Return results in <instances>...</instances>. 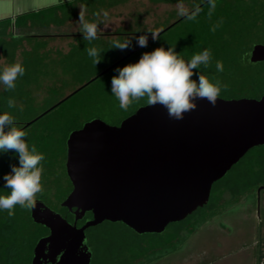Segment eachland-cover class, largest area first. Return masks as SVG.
<instances>
[{"label":"water","instance_id":"obj_1","mask_svg":"<svg viewBox=\"0 0 264 264\" xmlns=\"http://www.w3.org/2000/svg\"><path fill=\"white\" fill-rule=\"evenodd\" d=\"M250 61H264L263 44L253 47ZM195 103L196 109L181 120L170 118L160 105L148 104L119 126L94 119L73 131L66 162L73 190L62 207L73 212L75 224L37 200L32 219L50 234L36 244L32 264H90L86 230L104 222H121L140 235L163 233L169 224L206 206L214 183L251 149L264 146V96L218 97L214 106L206 99ZM263 189L257 192L259 207ZM88 212L93 218L78 228L76 222Z\"/></svg>","mask_w":264,"mask_h":264},{"label":"rangeland","instance_id":"obj_2","mask_svg":"<svg viewBox=\"0 0 264 264\" xmlns=\"http://www.w3.org/2000/svg\"><path fill=\"white\" fill-rule=\"evenodd\" d=\"M57 1L50 3V6L56 4ZM80 1L84 4L83 7L77 6V0H70L62 7V17L64 18L73 16L76 12L72 20L73 30H69L72 33L78 31L76 27L80 26L78 23L80 14L87 20V11L94 9V14L100 15L105 21V14L100 13L101 5L103 3L110 5L119 0ZM204 1L179 0L177 2L158 1V3L143 1L125 5L117 11V14L119 19L124 22V27L127 30L121 32L122 34L117 37L98 38L91 43L85 41L83 36L75 38L73 42L69 38H61L60 41L59 39L50 41V47L46 48L47 53L40 51V41H33L35 47L31 51L20 54L19 59L23 60L22 65L25 67L26 73L17 80L15 90L5 91L3 85H0V114L10 113L16 118L19 126L35 121L37 117L75 91L80 85L86 84L107 70L138 46L135 42L129 49L121 51L111 48L114 40L123 41L132 38V41H136L134 37L140 36V31L146 32L145 29L162 31L181 16L179 15L181 7L187 13L194 6V3L200 4ZM50 6L48 7L51 8ZM94 17L98 19L97 16ZM55 19H58V16L57 12L53 11L51 13L45 12L40 20L47 24L55 21ZM188 22L190 19L186 20V23ZM132 27L136 31H128ZM79 28L81 31V26ZM48 29L51 30L52 28ZM186 29L185 22L180 23L146 50L141 51L129 62L117 68L136 63L143 53L151 52L158 47L165 49L174 47V50L180 53L183 51L182 45L183 47L185 45L184 43L179 45L180 41L177 38H181V41L184 42ZM39 31L41 34L45 32L42 28ZM132 34L137 35L132 36ZM1 36L2 34H0V42L4 40ZM71 46L72 50L69 54L68 51ZM93 46L102 52V59L96 66L85 51L86 47ZM30 48L26 47V49ZM58 57L59 59H57ZM52 59H55L53 60L55 64L60 65V70H55L58 73L56 77L60 84H53V80L47 79L52 70H50L51 64H46V61L51 62ZM7 65L9 63L6 59H0V70ZM116 74L118 75L115 69L107 73L95 82L94 86L88 88L85 93L91 92L99 83L108 84ZM204 75L207 78L209 76L208 74ZM79 96L81 95L75 97V101H71L70 104L77 103L80 99ZM9 98L16 100L17 106L15 108H8L7 100ZM107 100L112 103L114 101L112 97ZM137 104V101H134L128 108H133ZM20 105H23V111L20 110ZM118 107H120L119 102ZM105 108L111 113L109 106H105ZM127 110L122 109L119 113L115 112V115L121 116L120 114H124ZM76 111L71 110L69 104H66L24 130L27 133L26 141L29 146L35 144L37 150L44 149L51 161L50 165L41 163L44 168L42 174L44 196L40 195L41 193L37 196L45 197L44 199L51 203L52 207L55 206L59 209V196L63 191L67 192L68 187L65 185L67 181L59 172L61 171L60 164L64 161L65 155L62 149L63 145L58 142L62 137L60 132L66 119L76 118L81 114ZM101 116L106 122L112 118L105 110ZM49 138H52L50 146L44 148V142H48ZM253 152L255 150L250 151L249 155ZM9 158L10 160L13 159V165L19 166L18 155L14 151L0 153V164L1 161L8 162ZM236 170H231L225 178L216 184V187L228 186L232 189L237 185L239 177L242 180H247V177H243L240 173L235 174ZM211 196L212 201H209L205 210L203 208L202 211L197 214L194 213L195 215L192 214L186 219L187 223L184 229L179 228L177 224H171L165 232L159 234L160 236L143 237L120 224L103 223L94 227L88 231V234L92 238L94 255H97L96 264H132L134 260H136V264H257L256 251L260 239L258 238L259 228L262 222L260 219L264 220V190L261 193L260 207L258 206L257 192L254 191H250L240 198H235L227 189L215 191ZM262 238L264 252V230H262Z\"/></svg>","mask_w":264,"mask_h":264},{"label":"trees","instance_id":"obj_3","mask_svg":"<svg viewBox=\"0 0 264 264\" xmlns=\"http://www.w3.org/2000/svg\"><path fill=\"white\" fill-rule=\"evenodd\" d=\"M157 1L177 2L179 0ZM213 3L215 4L214 9L212 8ZM58 8L59 6H56L36 13H27L21 15L17 17L15 24L20 26L26 24L28 21H39L41 19V16L45 14V12L51 13ZM199 9L200 11L195 20H190V22L186 23V20L188 19L186 17L173 26L174 28L180 23L185 22V29L188 28L185 30L186 35L184 37V42L181 41V38H177V40L180 41L179 43L177 42L179 45L182 43H184L185 45V47H183V45L181 47L183 51H181L180 53L178 51H175L176 53L180 54V56L185 61L190 60V58L194 54H198L205 49H210L212 52V60L209 67L205 68L204 66H201L199 69H194L193 71L196 74L192 77V79L198 81L197 77L199 73H201L203 75L208 74V79L213 83H215L216 81H220L221 91L218 97L224 99L262 98L264 96V61L253 63L250 61V57L251 51L255 45H264V0H209ZM210 11L212 14L209 18L208 13ZM221 19H223V24L213 33L211 31L212 26L219 22ZM153 43H155V41L150 40L148 41L147 47L136 48L130 56L117 63L96 80L92 82H89V80L87 82L88 84H84V87H82L83 85H80L77 89H79L80 87L82 88L78 92L71 95L59 105V107H62L66 104H69L71 110L74 109L78 111H76L77 113H81L76 118H71L69 120L66 119V121L64 122V127H62L61 129L60 134H62V137L60 138V141L58 143L63 145L62 149L64 150V155L66 153L65 141L67 137L73 131L81 129L84 124L89 121H92L94 119L103 120L101 114L103 115L104 110L109 113V117H112L108 120V122H104L109 125H120L124 119L133 115L138 110V108L148 105L146 98L141 99L140 101H137L138 104L135 107L130 109L128 108L127 112H125L124 114H120L121 116H116L115 112L119 113L122 109L118 107V99L111 93V79L108 84L105 85L99 83L95 86V89L91 90V92H85L88 91V88H91L92 85L94 86V83L104 75L110 73L117 67L129 62L131 58L136 56L141 51L146 50ZM217 61H221L223 63V71H217ZM78 95L81 96L78 97L80 99L77 98V103L75 102L73 104H70L71 101H73L74 98ZM110 97L113 98V103L107 100ZM105 106L110 107L109 110L111 111V113L106 109L107 107L105 108ZM57 107L58 106H56L52 111L45 114L44 117L54 112ZM38 120L33 121L32 124H34ZM52 138H49L47 140L48 142H44V148H48L50 146ZM253 150H255V152L249 155V152ZM38 151L45 156V159L41 161V163H43V165H50L51 161L49 157H47L44 149H40ZM250 151L231 169H237L235 174L240 173L243 177H247V180H242V178L240 179L239 177L237 185H235V188L232 187V189L228 186L216 187V184H218V182L220 181L219 180L214 183L211 195L215 191H225V189H227L230 190L235 198H240L242 195L247 194L250 191L258 192V189L260 187H264V146L253 148ZM12 163L14 164V161L13 159L10 160V158L8 162L1 161L0 195L8 194L10 191L9 189L4 187L5 181L3 180V176L10 173V167L11 165H13ZM61 164L63 163L61 162ZM59 172L63 175V177H67L64 164L61 165V171ZM229 172L227 173V175L229 174ZM42 182H44L43 179L41 180V183ZM67 185L69 186L68 191H63L64 193L61 191L62 194L61 196H59V207L62 206L61 202L66 199V195L71 189V185L69 182ZM40 195L44 196V193L42 192ZM42 196H37V198L43 199L48 205H50L51 203H48L44 199L45 197ZM211 197L212 196H210V200ZM203 208L205 210L207 206H204ZM203 208H199L194 213L197 214L198 212L202 211ZM55 209L60 210L62 208L60 207L59 209L58 207H55ZM87 217H92V214L88 213ZM186 219L181 222L172 224H177L179 228L184 229V226L187 223ZM260 220L262 222L259 228L260 234L258 238L260 239L257 243L256 263L264 264V252L262 248V230H264V220ZM105 223H110L111 225L120 224L136 233L121 222ZM93 228L94 227H91L89 230ZM47 233L48 230L46 227L33 221L30 214V209L21 208L18 205L15 208V215L13 217H9L6 210H0V264H31L33 251L36 244ZM141 236L156 237L160 235L143 234ZM90 239L92 241L91 237ZM96 257L97 255H94L93 264H96ZM135 262L136 260H134L132 264H136Z\"/></svg>","mask_w":264,"mask_h":264},{"label":"clouds","instance_id":"obj_4","mask_svg":"<svg viewBox=\"0 0 264 264\" xmlns=\"http://www.w3.org/2000/svg\"><path fill=\"white\" fill-rule=\"evenodd\" d=\"M215 8V4H212ZM200 9L197 8L190 15L181 7L179 15L195 20ZM211 11L208 13L211 17ZM105 15H107L105 13ZM78 23L81 26L83 39L91 43L97 40L98 25L85 20L80 14ZM223 24V19L214 24L211 31L214 33ZM153 41L160 38L159 30H150ZM139 47H147L148 35L134 37ZM132 38L123 41L114 40L112 47L121 51L129 49ZM87 55L92 58L96 66L101 61V50L86 47ZM212 52L205 49L194 54L190 60L185 61L174 47L165 49L158 47L151 52H145L136 63H130L115 71L118 75L111 78V93L118 99L121 109L127 110L134 102L146 98L151 106L160 105L167 110L170 118L181 120L184 114L196 109L197 99H206L213 106L221 91L220 81L211 82L205 75L199 73L198 81L192 77L196 74L194 69L201 66L209 67ZM217 71H223V63L216 62ZM26 73L20 62L5 66L0 70V85L5 91H14L16 82ZM226 87V86H225ZM8 108H15L17 102L14 98L7 100ZM23 111V105H20ZM7 129V131H6ZM27 133L18 125L16 118L8 112L0 114V153L14 151L19 158V166L11 165V171L3 176L4 187L9 193L0 195V210H6L9 217L15 215L16 206L25 209H34L37 195L43 192L41 183L44 168L41 161L45 156L37 150L35 144L29 146L26 141Z\"/></svg>","mask_w":264,"mask_h":264},{"label":"crops","instance_id":"obj_5","mask_svg":"<svg viewBox=\"0 0 264 264\" xmlns=\"http://www.w3.org/2000/svg\"><path fill=\"white\" fill-rule=\"evenodd\" d=\"M53 1L55 0H0V34H2L1 37H3L4 39L3 41L0 42L1 60L6 59L9 65L16 62L22 63L23 60L19 59V57L21 56L20 54L24 53L25 51H31L35 47V43L33 41H40L41 43L40 51L42 50L46 52L47 51L46 48L50 47L49 46L50 41H56L58 39L60 41L61 38H67V39L69 38L71 42H73L75 41V38H78L79 36H83L82 33H80V28H79L80 26L76 27L78 31H75L73 33L69 31L73 28L72 26H74L72 20L76 12L74 13L73 16H68L66 18L62 17V7L70 0H58L56 4L50 6V3H53ZM77 1H78L77 6L80 7L84 6V4L80 0ZM143 1L158 3L157 0H119L110 5L103 3L100 8V13L107 14L105 15L106 16L105 21L102 20V17L100 15L98 16L94 14V9L92 11L86 10L87 11L86 17H88L87 21L99 25L97 31V35L99 38L117 37L122 34L121 32L127 30L124 27V22H122L119 19L118 17L119 15L117 14L118 13L117 11L122 9L125 5H129L134 2H143ZM48 6L50 7L59 6V8L55 10L58 16V19H55V21H51L50 23L48 22L47 24L44 21L42 22L41 20L35 22L28 21L26 24L20 26L15 24L17 17L27 13H36L42 11L45 7L49 8ZM94 16H97L98 19H96ZM40 28H42V30L45 32L41 34V32L39 31ZM48 28L50 29L52 28V29L49 30ZM133 28L134 27H132L128 31H136V29ZM145 30L146 32L140 31L141 33L140 35L150 36L148 33L150 29H145ZM134 35L137 34H132V36ZM32 39H36V40H32ZM135 42L136 41H132V44L134 45ZM72 45L74 44L72 43ZM26 47L27 48L31 47V48L26 49ZM138 47L139 46L134 47V49ZM71 50H72V46L68 51L69 54L71 53ZM57 59H59V57ZM53 60L55 59H52L51 62L46 61V64L49 63L51 64L50 70H52V73L51 72L49 73L47 79L53 80V84H60V81L57 80L56 77L58 73L55 72V70L57 69L60 70L59 67L60 65L58 66L57 63L55 64Z\"/></svg>","mask_w":264,"mask_h":264},{"label":"flooded vegetation","instance_id":"obj_6","mask_svg":"<svg viewBox=\"0 0 264 264\" xmlns=\"http://www.w3.org/2000/svg\"><path fill=\"white\" fill-rule=\"evenodd\" d=\"M207 1H209V0H205L204 2H202V3H200V4H195L194 3V6L187 12V14H191L193 11H195L197 8H201ZM187 17V15H185V16H180L179 18H177L175 21H173L168 27H166L164 30H162V31H160V33L162 32V34L160 35V38H162L163 37V35L164 34H166L171 28H173V26L176 24V23H178V22H180V21H182L183 19H185ZM149 41L150 40H152V38H151V33H149ZM159 38V39H160ZM159 39H157V40H159ZM157 40H155V42L157 41ZM133 51H135V49L133 50ZM132 51V52H133ZM132 52H130V53H132ZM129 53H127V55H128ZM125 57V56H124ZM74 92V91H73ZM72 92V93H73ZM71 94V93H70ZM69 94V95H70ZM68 95V96H69ZM68 96H66V97H64L63 99H61L59 102H61L62 100H64L65 98H67ZM69 98V97H68ZM58 102V103H59ZM58 103H56V104H58ZM55 104V105H56ZM54 105V106H55ZM53 107V106H52ZM51 107V108H52ZM58 107H59V105H58ZM57 107V108H58ZM56 108V109H57ZM60 108V107H59ZM49 110V109H48ZM52 111V110H51ZM45 113V112H44ZM41 116V115H40ZM39 116V117H40ZM44 116H42V117H40L39 119H41V118H43ZM38 118V117H37ZM35 119V120H38V119ZM112 126H119V125H112ZM21 127H22V130H25L26 128H28V127H30V126H28L27 127V124H24V125H21ZM83 128V127H82ZM79 130V129H78ZM70 136V135H69ZM69 136L67 137V139H66V141H65V144H66V153H65V159H64V161H62V163L65 165V172H66V176L67 177H63V175L61 174V176L63 177V179H65L66 181H67V184H68V182L70 183V185H71V189L69 190V192L67 193V197L69 196V194L71 193V191L73 190V185H72V183H71V181H70V179H69V177H68V174H67V170H66V162H67V142H68V138H69ZM63 164H61V165H63ZM66 183H65V185H67ZM67 187H69L68 185H67ZM262 193V192H261ZM261 193H260V198H261ZM66 197V198H67ZM37 200H41V201H43L48 207H50L52 210H54V211H56V212H58L59 214H61L69 223H71V224H75V218H76V216L73 214V212H71V211H69V209L68 208H66V207H62V206H60L62 209H60V210H58V209H55V208H53V207H51L50 205H48L43 199H41V198H36ZM62 205V204H61ZM73 210H75V209H73ZM88 213H90V212H88ZM88 213H86V215H85V217L82 219V220H78L77 222H76V225H77V227L78 228H81L85 223H86V221L87 220H91L92 218H93V214H92V217H87V215H88ZM30 214H31V209H30ZM32 217V216H31ZM105 223V222H104ZM90 229V228H89ZM89 229L88 230H86V240H85V244H86V246L88 247V249H89V251H91V253H92V260H91V263L90 264H93V261H94V251H93V247H92V243H91V239H90V237H89V234H88V231H89ZM48 230V229H47ZM50 234V231L48 230V233L46 234V235H44L43 237H45V236H48ZM42 237V238H43ZM33 257H34V251H33ZM33 257H32V260H33ZM55 263H57L58 261H59V256H57L56 257V259H55ZM31 264H32V261H31ZM43 264H46L45 262H43ZM47 264H52L51 262H49V263H47Z\"/></svg>","mask_w":264,"mask_h":264}]
</instances>
